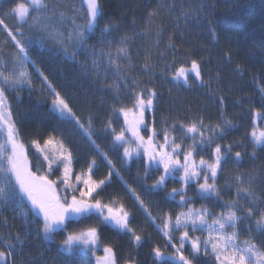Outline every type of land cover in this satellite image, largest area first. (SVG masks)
<instances>
[{
  "label": "trees",
  "instance_id": "obj_1",
  "mask_svg": "<svg viewBox=\"0 0 264 264\" xmlns=\"http://www.w3.org/2000/svg\"><path fill=\"white\" fill-rule=\"evenodd\" d=\"M17 2L25 0H0V18L13 30L18 21L8 14V9ZM99 3L102 14L94 29L87 32L85 46L74 60L67 57L71 56L75 45L66 42L61 46L46 31L34 26L32 19L22 26L23 37L17 33V38L25 44L31 62L29 67L33 65L39 75L43 73L47 77V83L60 93L85 127L91 118L90 131L99 150L81 134L74 122L61 119L53 111V96L43 77L36 72L30 74L31 83L27 88L21 92L6 89L5 95L18 139L24 144L30 164L36 165L37 160L42 164L39 174L47 172V162L32 141H38L43 147L49 136L62 140L72 152L74 174L86 172L93 160L96 162L92 173L94 180L105 179L110 170L119 172V176L112 175L110 181L106 180L98 198L122 204L129 212L130 227L142 236V240L139 245L135 244L130 233L103 224L95 216L72 219L50 240V262L47 263L53 258L58 264H72L73 259L67 258L62 248L64 239L71 232L95 226L99 235L95 254L101 255L105 246H111L115 264H173L178 253L172 244H180L182 232H172L170 242L157 225L162 226L160 218L168 215L174 218L186 209L179 206V196L174 200L169 198L173 188L179 190L183 185L169 178L164 187L151 188L162 169L153 166L146 172L148 163L143 157L127 160L123 145L114 141V135L125 129L123 115L114 112V108H130L131 90L139 84L140 89L156 93L153 114L147 116L145 123L151 131L155 127L160 143L165 128L178 143L183 140V148L192 143L179 127L172 131L173 124L188 125L203 120L206 127L218 131L223 128V135H218L216 142L232 145V152L217 176L218 195L203 199L193 183L186 189L185 199L190 207L207 208L215 218L226 211V204L235 201L236 177L240 176L244 186H250L258 198L254 207L264 211V146L254 144L251 137L253 129L264 121V0H99ZM48 4L44 15L59 26L64 38L77 26L84 29L88 18L82 0H48ZM32 15L36 16L35 12ZM106 26L108 31L104 32ZM64 47L68 48L67 56ZM120 47H126V56L117 55ZM109 52L120 64L119 74L115 64L108 62L106 54ZM21 55L0 26V71L16 66V58ZM93 60L98 61L96 67ZM193 60L199 65V79L194 73H189L186 83L172 79L174 67L190 68ZM145 64H148L147 69ZM109 121L111 127H108ZM237 151L241 153L239 160L235 157ZM200 155L208 157L211 152ZM200 155L195 156L197 161ZM60 171L62 174V167ZM50 178L56 179V176ZM129 188L135 190L152 215L158 217L155 224L148 220ZM240 196L239 240L251 238L258 246L264 245V232L256 230V217L248 219L243 211L251 198L244 193ZM1 214L0 218L10 226L12 221L7 212ZM1 219L0 251H6L3 244L12 240ZM190 235L195 237L193 233ZM156 248L160 249L162 257L155 255ZM38 251L37 246L32 249L35 256L27 252L17 258L16 254L9 256L7 264L11 259L13 264H43L36 256ZM182 252L192 258L190 241L185 242ZM76 254L87 257L84 252ZM193 264H217V261L200 252Z\"/></svg>",
  "mask_w": 264,
  "mask_h": 264
},
{
  "label": "snow or ice",
  "instance_id": "obj_2",
  "mask_svg": "<svg viewBox=\"0 0 264 264\" xmlns=\"http://www.w3.org/2000/svg\"><path fill=\"white\" fill-rule=\"evenodd\" d=\"M84 3L87 6L86 15L88 19L83 30L77 26L67 34L66 38L63 37L62 33L56 35L50 31L48 33L61 46H64L66 42L75 45L71 56L67 57L72 60L75 59L78 51L84 48L85 41L88 38L87 32L94 29L98 18L102 14L99 0H84ZM48 8V0H25V2H17L14 6L9 7L8 14L18 21L15 30L9 28L5 20L0 18V26L3 27L7 36L19 49V53L22 54L19 57L20 70L13 69L12 72L7 74L0 71V81H2L0 83V134L6 132V136L0 142V202L15 204L19 200L20 204L18 206L23 207L24 201L27 200L31 205L30 211L42 217L43 236L48 240L52 239L58 229L65 228L67 221L95 216L103 224L110 225L120 232L130 233L132 241L139 245L142 236L130 227L129 212L125 210V207L118 204L116 200L104 202L98 198L103 186H106V180H111L112 170L109 171L105 179L94 180L92 173L96 162L93 160L86 172L82 171L80 174H74L72 152L65 147L62 140H58L55 136H49L44 141L43 147L38 141H32L33 146L43 156V161L47 162V172L39 174L42 166L41 162L37 160L36 165L30 164L24 144L18 139V131L11 119L12 114L7 104L5 92L7 88L18 91L26 84L30 85L31 81L27 72L23 70V66L29 62L26 47L22 43V39L17 38V33L20 37H23L22 26L27 24L29 19L34 20V26H39L40 14ZM33 12L36 13V16L32 15ZM60 15L63 17V13ZM44 29L47 31L48 26L44 25ZM103 31L107 32L108 27L106 26ZM63 50L67 56L68 48L64 47ZM102 55H105L103 51ZM106 55L109 64H115L117 74H119L120 64L118 60L114 59L110 52ZM117 55L126 56V47L118 48ZM97 63V60H93L94 67L97 66ZM171 67H174V65ZM145 68H148V64H145ZM167 70L166 68L165 71ZM189 73H194L197 79L200 78L199 65L195 60L191 62L190 68L183 65L174 67L172 79L175 81L183 80L186 83ZM40 75L47 83V77L43 76V73H40ZM47 88L53 96V111L57 112L61 119L74 122L81 134L99 150V145H96L90 131L91 118H89L88 127H85V124L75 116L68 103L50 83H47ZM155 97V91L140 89L139 84H136L135 88L131 90L132 106L130 108L125 106L114 108V112L123 115L127 130L135 137L136 148L125 147L124 156L131 158L133 151L139 156L142 150L143 155L147 157L148 167H146V172L148 168L153 166L157 169L162 168L161 175L151 185V188H162L169 178L176 179L177 176H179V181L183 185L179 190L173 188L169 193V198L174 200L176 196H179V206L187 208V211L179 212L174 218L171 215L160 218L162 226L157 225L170 242L172 232H182L179 237L180 244L178 246L172 244V247L178 253V256L173 258V264H193L196 260V254L203 251L204 255H208L209 246L217 264H264V245L258 246L251 238L242 242L239 240L240 234L237 226L242 218L237 213L242 211L238 203L239 199L242 198L240 193H244L245 197L251 198L249 206L243 209L247 213V218L256 217V230L264 232V211L254 207L258 198L255 197L250 186H244L242 177H236L238 187L235 201L226 204L224 206L226 211L213 218L211 223H209L211 213L207 208L195 209L190 207V202L185 199L186 189L193 183L198 186V194L203 199H210L214 195H218L217 176L219 171L222 170V164L228 161V157L232 152V145H221L216 142L217 136L223 135V128H219L218 131L217 128L206 127L203 120L188 125L173 124L172 131L179 127L184 136L192 141L187 148L182 147L183 140L178 143L174 136H170L168 128L163 131L162 143L155 142L154 138L158 135L155 127L152 128V135L145 140V137L140 135V126L145 125V112L153 109ZM257 115L259 116V114ZM228 126H230V122ZM108 127H111V121H109ZM113 132H115L114 129ZM251 137L254 144L264 146V130L257 131L254 128ZM114 141L121 143L125 141L124 129L114 135ZM213 145H215L214 148ZM209 150L211 152L210 156L200 155V153ZM196 155H200L198 161L195 158ZM235 157L239 160L241 153L237 151ZM104 159L107 160L106 155ZM108 163L111 164V161L108 160ZM54 164L57 165L56 168L53 167ZM34 167L35 171L33 170ZM52 175H55L56 179L50 178ZM116 175L119 176V172H116ZM80 185L83 187H80ZM128 191L134 197L138 206L145 212L148 220L155 224L158 217L152 215L135 190L129 188ZM229 229L231 231H228ZM197 231H207L208 238L201 241L199 237L190 235V233ZM17 239L19 238L17 237ZM98 240L97 227L90 226L86 230L69 233L63 241L62 248L69 256L75 255L77 252H92L94 255ZM187 241L191 243L193 253L191 259L182 252ZM6 247L7 251H0V264H7V258L12 255L14 245L6 242ZM103 252V257H97V264H115L113 248L105 246ZM154 252L157 257H162L159 248L154 249Z\"/></svg>",
  "mask_w": 264,
  "mask_h": 264
},
{
  "label": "rangeland",
  "instance_id": "obj_3",
  "mask_svg": "<svg viewBox=\"0 0 264 264\" xmlns=\"http://www.w3.org/2000/svg\"><path fill=\"white\" fill-rule=\"evenodd\" d=\"M82 3L84 5V7L86 8L87 6L84 3V0H82ZM44 25L48 26L47 31L44 29ZM39 27L41 29H43L44 31H46V34H48L49 31L52 32L54 35L61 33L59 26L56 23L51 22L47 18V16L44 15V13L40 14ZM16 59H17L16 66H14L13 68L9 67L7 69L3 68V71L6 74L12 72L13 69H16L17 71L20 70L21 66L19 64V59L18 58H16ZM28 63L29 64L31 63L30 60ZM28 63L23 66V70L27 72L28 77L30 76L31 73L33 74V72H36L37 76H39L41 78V76L39 75L36 68L33 65H31L29 67ZM27 67H28V69H27ZM0 83H2V81H0ZM27 87H28V84H26L22 89H20L18 91L13 90L12 88H7V90L15 91V92H21L22 90H24ZM153 110H154V102H153V109L147 110L145 112V120H147V116H151L153 114ZM145 125H146V123H145ZM145 125L140 126V135L144 136L145 140H147L148 136L152 135V131H151V129L145 127ZM256 130L257 131L264 130V121H262L260 125L256 126ZM5 136H6V132L3 134H0V142L3 141ZM124 136H125V141L123 143L120 142V144L123 145V150L125 147H130L132 149H135L136 148L135 137H133L132 133L127 130L126 124H125V129H124ZM154 139H155L156 143H160L156 139V137ZM136 157H143L144 159L147 160V157H145L143 155L142 150H141V154L139 156H137L135 151H133L132 157L128 158L127 160H131V159L136 158ZM181 161H182V158H181ZM160 169H162V168H160ZM113 175H116L115 171H113ZM176 179L179 180V176H177ZM19 204H20L19 200H17L15 204H13V203L5 204V203L0 202V215H2L1 213L4 214L5 212H7L9 219L12 221V224H10V226H8L9 222H7V224H6L4 219L0 218L2 225L5 226L6 231H8V233L11 235V240H12L11 244L14 245V248L12 249V255L10 257H13L16 254L15 257L17 258L18 255L25 254L26 252L34 255V253L32 252V249L36 248L38 246L39 251H38L36 256H37V258H39L41 260L40 263L49 264V263H47V261L49 260L50 250H51L50 244H49L50 240L44 238V236H43V231H42L43 220H42V217L37 216L32 211H30L31 205L27 200L24 201L23 207L18 206ZM184 211H187V208ZM212 219H213L212 217L209 218V223H211ZM228 231H231V229H229ZM193 235L195 237H199L201 239V241H204L208 238L207 231H204V232L197 231V232H194ZM17 237L19 239H17ZM21 241H22V243H21ZM3 247L7 251L6 244H3ZM29 251H31V252H29ZM201 253L204 254L203 251H201ZM84 255L87 257H81L78 254H75L72 256H69L68 254H66V257L73 259V260L69 259V262H70V260L73 261L72 264H97V257H103L104 252H102L101 255H99L97 253L94 255L92 253L88 254V252L84 253ZM208 255L213 256V254L211 253L210 246H209ZM61 258H64V255H61ZM51 260H52V262L50 264H58L57 262H54L55 260L53 258ZM49 262H50V260H49ZM13 263H14L13 259H11L10 264H13Z\"/></svg>",
  "mask_w": 264,
  "mask_h": 264
}]
</instances>
